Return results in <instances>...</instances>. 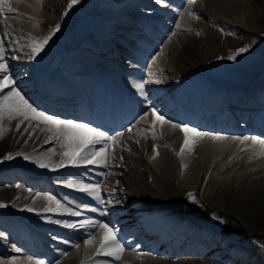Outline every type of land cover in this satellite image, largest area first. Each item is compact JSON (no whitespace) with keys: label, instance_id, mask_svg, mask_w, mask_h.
Segmentation results:
<instances>
[{"label":"bare ground","instance_id":"bare-ground-1","mask_svg":"<svg viewBox=\"0 0 264 264\" xmlns=\"http://www.w3.org/2000/svg\"><path fill=\"white\" fill-rule=\"evenodd\" d=\"M69 3L7 0L0 6L4 8L0 42L8 74L13 86L39 111L87 124L84 110L68 109L58 100L65 98L62 94L68 93L63 90L68 87L80 89L99 81L94 71L106 73L119 91L140 94L136 87L140 83H131L138 78L144 85L146 75L136 72L139 64L131 72L98 58L118 59L142 45L155 52L146 66L149 80L174 91L197 85L198 92L218 96V103L204 109L218 110L219 119L224 115L234 119L237 113L249 120L260 109L263 127L264 69L260 67L264 52L247 41L253 36L263 40L264 0H159L156 5L152 0H79L71 8ZM50 32L54 34L42 51L34 52ZM146 35L155 39V45L148 44ZM241 48L247 51L228 59ZM33 83L51 92L44 90L45 95L39 94L41 99L34 103L33 97L24 95L25 86L34 87ZM103 86L108 89L106 81ZM235 92L232 113L231 101L225 99H233ZM187 96L186 101L195 107L204 105ZM153 109L143 105L122 125L114 126V121H106L111 127L88 124L115 137L104 141L106 161L92 164H68L61 143L50 139L52 125L33 120L29 126L25 121L17 130L21 118L2 121L0 204L5 207H0V264H210L195 256L218 239L229 246V250L220 246V252L225 251L231 264H264V153L252 148L245 153L236 146L252 144L250 140L208 135L191 140L190 149L181 155L184 133L168 123L157 121L153 126ZM69 110L76 113L75 119ZM93 121L100 118L95 115ZM231 147L237 148L232 151ZM9 154L12 159H6ZM61 160L64 166L56 167ZM40 162L49 166L41 167ZM82 185L90 186L89 191L80 190ZM73 211L81 215L73 216ZM85 220L108 224L116 232L124 248L119 260L97 255L105 230L98 225L79 227ZM142 220L149 224L145 230H139ZM69 223L77 227H66ZM123 223L126 229L119 234L116 227ZM164 227L169 230L159 234ZM152 229L157 232H144ZM64 231L71 235L72 246L57 243L54 251L63 250L49 253L44 261L35 248L25 252L26 243L40 246V238L45 242L51 233L65 235ZM134 232L140 241H148L138 251L123 241L124 235ZM89 239L90 245L85 243ZM161 241L168 245L159 250Z\"/></svg>","mask_w":264,"mask_h":264},{"label":"snow or ice","instance_id":"snow-or-ice-1","mask_svg":"<svg viewBox=\"0 0 264 264\" xmlns=\"http://www.w3.org/2000/svg\"><path fill=\"white\" fill-rule=\"evenodd\" d=\"M7 0H0V6L4 5ZM79 0H70L68 5L71 8L74 4H77ZM159 2V0H158ZM195 2V0H192ZM4 11L3 7H0V14ZM8 11H11L9 8ZM56 30H59V25H57ZM54 32H50L48 36L44 37L43 41L36 44L33 51L39 53L42 51L45 44H47L48 40L51 39V36ZM247 51L246 48H241L234 55H230L228 59L234 60L236 55H239L241 52ZM14 81L8 74V65L4 62V49L2 46V42H0V135L3 132V124L2 121L7 118L9 121L15 120L18 117L21 118L20 122L16 125L17 130L20 129L21 124L25 121L29 122V126H31V121L38 120L40 122L52 125L53 128H50L49 131L53 132V137L50 139H56L61 143V147L65 149L62 153L64 157H67V163L71 165H77L81 162L86 164L92 163H101L106 161V149L107 144L104 143L106 140H115V137L108 136L105 132L98 130L97 128L91 127L85 123H78L74 120H63L58 119L54 116H50L45 114L43 111H39L37 108L33 107L32 104L28 102L27 99L21 94V92L13 86ZM136 87L141 90V94H143V84H137ZM5 89H9L5 92ZM153 116L155 120L153 121V126L158 121L161 124L168 123L162 115H159L155 109L152 110ZM173 127H180L181 131L184 133V143L181 146L180 153L183 154L186 149H190V141L195 138L204 137L208 135H212L211 133L200 132L196 128H190L187 125H173ZM192 134L190 137L189 134ZM120 135V133H117ZM215 139H221L220 136H215ZM233 139H239L243 141H251L253 145H258L260 151L264 153V139L258 136H244V137H233ZM97 144H103L104 146L100 149H97L95 146ZM12 155L9 154L6 159H12ZM25 159H29L28 156L24 157ZM65 161L61 160V162L56 165V167H63ZM41 167H48L47 163L40 162ZM105 166L106 163H105ZM69 186H71V181H69ZM88 185H82V191H89ZM95 187V186H92ZM191 198V193L189 194ZM48 199L55 200L54 197L49 196ZM57 206H59V201H55ZM195 202V201H193ZM0 207H5V205L0 204ZM50 210V209H49ZM32 211V209H29ZM92 211H96V209H92ZM73 216H79L81 213L79 211H73L70 213ZM100 226L104 228V234L101 238L99 248L97 249V255L104 254L108 256H115L117 260H119L120 253L124 251L123 246L117 239L116 232L108 226V224H100L98 221L85 220L79 224V227L86 228L92 226ZM66 227L75 228L76 224H66ZM86 244L90 245L93 243L91 239L85 241ZM17 252L20 249H16Z\"/></svg>","mask_w":264,"mask_h":264},{"label":"rangeland","instance_id":"rangeland-1","mask_svg":"<svg viewBox=\"0 0 264 264\" xmlns=\"http://www.w3.org/2000/svg\"><path fill=\"white\" fill-rule=\"evenodd\" d=\"M261 27H262V29H263V31H264V21L262 22V24L260 25ZM246 37V36H245ZM248 37V36H247ZM252 37V36H251ZM148 38V37H147ZM249 39H248V41H247V45L248 46H250V47H254V48H256L257 50H258V52L259 53H262V52H264V37L262 38L263 40H259L258 38H254V36L250 39V37H248ZM150 41H151V45H154L155 43H156V41H155V39L153 40V39H151V38H148ZM246 39V38H245ZM145 50L146 51H149V53L148 54H150V56H149V58L148 59H146L145 61H144V64H146V65H148L150 62H152L153 60H154V56H153V54L155 53L154 51H152V50H148L147 48H145ZM260 68H262V69H264V64H263V67H260ZM165 120H168V118L167 119H165ZM168 122H169V120H168ZM171 123H173L172 125H176V123L175 122H173V121H170ZM169 122V123H170ZM178 128H180V127H178ZM229 137H232V136H230V135H228ZM238 137H244V136H239L238 135ZM238 142H242L241 140H238ZM249 142H251V141H249ZM237 147H239L240 148V150H241V152L243 151V152H245V153H247L248 152V150L249 151H251L250 150V148H252V150L255 152V153H259L260 152V148H259V146L258 145H253V144H248L247 146H244V145H242V144H238V145H236ZM237 147H231V150L233 151V150H236V148ZM68 234V233H67ZM10 235V234H9ZM48 235V234H47ZM40 236V235H39ZM48 237H50V239H48V240H46L45 242L40 238V240H41V242H42V245H44V246H46V254H48V252L50 253V252H60V251H62L63 249L60 247L58 250H56V251H54V249H55V247H57L58 245H57V240H60L59 242L60 243H64V244H66L67 246H72L73 245V241L71 240V239H69L68 237H66V236H61L60 234L59 235H57V234H52L51 233V235L49 236L48 235ZM17 245V244H16ZM13 246H14V244H13ZM25 246H27V243H26V245ZM24 246V247H25ZM59 247V246H58ZM18 248H21V244H20V246L18 245ZM26 248V250L28 251V249H27V247H25ZM22 249V248H21ZM20 249V250H21ZM132 249H133V251H137L138 250V248L137 247H135V246H133L132 247ZM12 250H13V247H12ZM24 250V249H23ZM39 250H41V248H39ZM25 251V250H24ZM27 251H25V252H27ZM29 252H27V254H28ZM42 253H44V252H42ZM12 257H17V255H15V254H10ZM233 264V263H232Z\"/></svg>","mask_w":264,"mask_h":264}]
</instances>
